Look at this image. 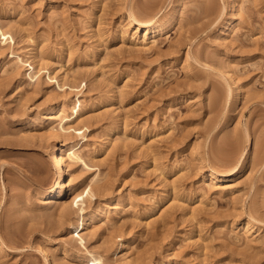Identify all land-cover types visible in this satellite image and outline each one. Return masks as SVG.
Returning <instances> with one entry per match:
<instances>
[{
    "label": "rangeland",
    "instance_id": "rangeland-1",
    "mask_svg": "<svg viewBox=\"0 0 264 264\" xmlns=\"http://www.w3.org/2000/svg\"><path fill=\"white\" fill-rule=\"evenodd\" d=\"M0 65V264H264V0H0Z\"/></svg>",
    "mask_w": 264,
    "mask_h": 264
},
{
    "label": "bare ground",
    "instance_id": "bare-ground-1",
    "mask_svg": "<svg viewBox=\"0 0 264 264\" xmlns=\"http://www.w3.org/2000/svg\"><path fill=\"white\" fill-rule=\"evenodd\" d=\"M130 18L134 22H138L139 24L146 25L145 23L147 21L139 20L133 14L130 15ZM143 32H144V40L146 42L150 37L156 36L160 32V26L154 25L152 27H145ZM50 118L53 119V121H51L50 124V130L52 132L51 134L54 136L55 130L57 128L56 119L54 115H51ZM70 153L71 151L69 145L66 142H62L61 144H54L50 147L49 150L50 163L54 167L55 180L50 190L48 191L49 197L55 196L58 199H63L67 194H75L79 189L78 183H74L69 187L68 190H66L67 180H68L66 163H67V155ZM215 179L218 180L219 178L216 176ZM46 257L48 258L47 254Z\"/></svg>",
    "mask_w": 264,
    "mask_h": 264
}]
</instances>
